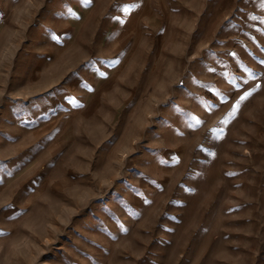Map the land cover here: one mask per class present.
<instances>
[{
	"label": "rangeland",
	"instance_id": "1",
	"mask_svg": "<svg viewBox=\"0 0 264 264\" xmlns=\"http://www.w3.org/2000/svg\"><path fill=\"white\" fill-rule=\"evenodd\" d=\"M262 61L264 0H0V264H264Z\"/></svg>",
	"mask_w": 264,
	"mask_h": 264
},
{
	"label": "snow or ice",
	"instance_id": "2",
	"mask_svg": "<svg viewBox=\"0 0 264 264\" xmlns=\"http://www.w3.org/2000/svg\"><path fill=\"white\" fill-rule=\"evenodd\" d=\"M85 2L87 3L88 2V0H85ZM131 7H135V5H133V6H131ZM125 12H128V11H130V7H125L124 9H123ZM262 63H264V61H262ZM248 95H250V93H245V95L244 96H241L240 97V100H244L245 98H246V96H248ZM235 112V108L233 109V113ZM197 123H199V121H197Z\"/></svg>",
	"mask_w": 264,
	"mask_h": 264
}]
</instances>
